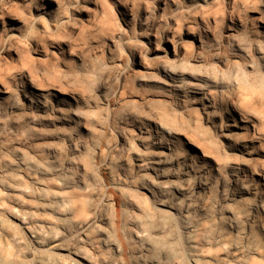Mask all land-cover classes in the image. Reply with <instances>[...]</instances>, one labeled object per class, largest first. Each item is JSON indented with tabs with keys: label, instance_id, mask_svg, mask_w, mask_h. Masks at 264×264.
Segmentation results:
<instances>
[{
	"label": "rangeland",
	"instance_id": "1",
	"mask_svg": "<svg viewBox=\"0 0 264 264\" xmlns=\"http://www.w3.org/2000/svg\"><path fill=\"white\" fill-rule=\"evenodd\" d=\"M0 264H264V0H0Z\"/></svg>",
	"mask_w": 264,
	"mask_h": 264
},
{
	"label": "bare ground",
	"instance_id": "2",
	"mask_svg": "<svg viewBox=\"0 0 264 264\" xmlns=\"http://www.w3.org/2000/svg\"><path fill=\"white\" fill-rule=\"evenodd\" d=\"M4 25V24H3ZM208 93V92H207ZM201 95H198L195 97V100L194 102L197 104V106L203 111V113H205L206 115H208V109L209 107L211 106L210 105V100L207 98V95H206V92H201L199 93ZM210 97V96H209ZM31 106V105H30ZM37 106V105H36ZM40 107V106H39ZM32 108V107H31ZM61 108V107H60ZM243 119L240 118L239 122H242ZM238 126L236 121L233 120V119H228L227 122L223 123L221 125V129H220V137L223 138V140H225L226 142V146L228 148H231L232 147V137H233V133H232V130H233V127H236ZM141 133H145V132H142L140 131ZM235 135V134H234ZM144 138V137H143ZM150 143L152 144V146L157 149L156 150V158H153L152 160H150L148 162V166L146 167L149 171H152L156 177L159 179L161 178L162 176L158 173L157 171V168L155 167V165L157 164H164V163H167L169 161V154L171 152V148L166 146L164 143L160 142L159 139H156L153 137V139L150 140ZM240 153L244 152L243 149H240L239 150ZM173 153V152H171ZM147 161V160H146ZM141 163V162H140ZM181 163V162H180ZM147 164V163H146ZM139 165V164H137ZM140 165H143V164H140ZM184 165V168L182 169V172L180 173L181 175L180 176H187V169L185 168L186 164H183ZM23 167V166H22ZM69 167V164H62L60 165L58 168H57V173H63L64 171H66ZM147 171V170H146ZM181 171V170H180ZM144 173V172H143ZM162 174V173H161ZM177 174V173H176ZM169 175V174H168ZM176 176V175H175ZM167 177V175H166ZM182 178V177H181ZM165 182V180H164ZM198 182V181H197ZM197 185V184H196ZM206 185L204 183H202L201 181L198 182V188L199 189H206ZM235 198H231L230 201H235L234 200ZM240 199V198H239ZM238 199V200H239ZM230 203V202H229ZM234 203V202H232ZM230 203V204H232ZM158 205L160 206H164V202L162 200L158 201ZM233 205V204H232ZM231 205V206H232ZM237 205V204H236ZM230 205L227 207V209L224 211H226V213H230L231 212V207ZM235 207V206H234ZM223 208V207H222Z\"/></svg>",
	"mask_w": 264,
	"mask_h": 264
}]
</instances>
